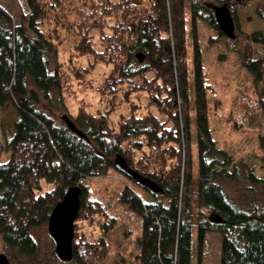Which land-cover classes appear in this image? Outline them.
Here are the masks:
<instances>
[{
  "label": "trees",
  "instance_id": "trees-1",
  "mask_svg": "<svg viewBox=\"0 0 264 264\" xmlns=\"http://www.w3.org/2000/svg\"><path fill=\"white\" fill-rule=\"evenodd\" d=\"M19 1L20 25L0 5V77L3 71L10 80L0 78V106L12 105L20 115L15 136L0 148L4 254L36 255L33 229L48 224L69 189L80 187L73 260L78 264H106L107 236L122 227L129 236L119 251L128 263L192 264L197 218L199 264L209 233L222 237L221 264H264V201L243 207L227 193L222 183L237 180L240 170L233 156L218 148L211 129L209 95L216 90L205 80L198 27L207 22L227 37L215 13L199 0L189 7L186 0ZM224 3L231 6L232 0ZM257 12L264 19V12ZM252 38L264 42L261 34ZM139 54L146 56L144 63ZM246 65L257 82L264 81V61ZM103 67L110 72L97 82ZM78 93H92V101ZM143 94L160 116L138 113ZM55 96V107L68 110V100L76 102L78 112L69 118L89 140L41 109ZM125 105L132 113L114 120ZM261 118L264 93L236 99L228 122L242 132ZM259 138L264 150V128ZM6 151L11 156L2 163ZM118 156L164 192L155 194L127 178L116 168ZM114 177L121 186L109 197L93 188L94 180ZM248 178L264 189V178L253 170ZM44 182L54 188L44 193ZM131 183L152 199H144ZM80 222L92 225V235L86 229L79 233Z\"/></svg>",
  "mask_w": 264,
  "mask_h": 264
},
{
  "label": "rangeland",
  "instance_id": "rangeland-1",
  "mask_svg": "<svg viewBox=\"0 0 264 264\" xmlns=\"http://www.w3.org/2000/svg\"><path fill=\"white\" fill-rule=\"evenodd\" d=\"M24 0H22L23 2ZM214 12V8L220 7L225 0H199ZM192 0H186L188 7ZM3 6L14 18L17 25L22 23V5L19 0H0ZM231 11L234 13V19L237 28V39L232 40L221 36L220 32L213 29L207 22L200 21L198 27L199 44L203 50V67L205 80L211 84L216 92L209 95V113L213 138L218 148L227 150L238 164L239 177L237 180H228L223 182L227 193L240 206L247 207L252 200L264 201V189L254 185L248 178L250 170H253L257 176L264 178V150L260 146L259 131L264 128V119L257 123L254 129H247L242 132H236L232 124L228 122V117L232 109L233 102L238 98L253 97L258 98L264 93V81L257 82L255 73L252 72L247 63L253 61H264V42L256 43L252 38L255 34H261L264 39V19L258 14L260 9L264 12V0H232ZM188 40H189V59L190 70L193 72L194 66V30L191 12L188 10ZM54 63L53 55L50 56ZM87 60H83L85 63ZM110 72V68L103 67L97 73L96 81L100 82L101 78ZM1 81H5L2 71ZM264 78V76H263ZM194 83V82H193ZM192 83V93L194 87ZM79 94V93H78ZM80 99L87 97L92 101V93L86 95L79 94ZM53 102L40 106L48 115L55 117L59 125H64V117H70L71 114H77L78 107L72 99L68 100V110L62 104L55 105L59 97H53ZM141 108L138 110L140 115L154 113L161 115L155 106H149V97L143 94L141 99ZM132 108L125 105L113 119L118 121L121 114L129 116ZM20 115L17 109L8 105L0 106V148L6 144L8 139H12L16 133V125ZM11 137V138H10ZM196 139V136H195ZM10 152L6 151L1 162H7L10 159ZM113 180V181H112ZM118 180L98 179L94 180L93 188L102 195L109 197L112 191L117 190L120 184ZM131 185L136 189L144 199L151 200L148 191L140 187ZM53 185L44 182V193L53 189ZM198 209H196L197 212ZM97 217L96 220H99ZM199 218L195 221L193 231L192 246V264H199V233L197 225ZM92 235L93 228L89 222L79 223V233ZM95 237H100L102 232L99 228L95 229ZM32 234L38 245V252L31 257L20 256L14 253H8L12 264H78L75 261L63 262L57 252V244L49 231V223L35 228ZM129 233L125 227L118 228L107 236L109 251L106 258V264H131L128 263L119 249L128 239ZM222 237L218 233H209L204 246L203 262L201 264H221ZM0 254H4V245L0 241Z\"/></svg>",
  "mask_w": 264,
  "mask_h": 264
},
{
  "label": "water",
  "instance_id": "water-1",
  "mask_svg": "<svg viewBox=\"0 0 264 264\" xmlns=\"http://www.w3.org/2000/svg\"><path fill=\"white\" fill-rule=\"evenodd\" d=\"M216 20L223 33L230 39H237V28L234 16L230 6L225 4L221 7L214 8ZM140 63H144L146 56L139 54L137 56ZM68 128L85 140H89L88 136L79 129V127L68 117L64 118ZM116 168L127 178L139 183L147 190L162 194L163 189L154 181L146 178L134 171L127 163L126 159L118 156L116 159ZM82 189L80 187H72L69 189L64 200L57 205L50 216L49 231L55 239L57 248L56 252L63 262H72L75 258L74 242L76 239V222L82 206ZM0 264H12L9 257L0 254Z\"/></svg>",
  "mask_w": 264,
  "mask_h": 264
},
{
  "label": "bare ground",
  "instance_id": "bare-ground-1",
  "mask_svg": "<svg viewBox=\"0 0 264 264\" xmlns=\"http://www.w3.org/2000/svg\"><path fill=\"white\" fill-rule=\"evenodd\" d=\"M224 5H225V4H224ZM224 5H222V6H224ZM220 7H221V6H220ZM230 9H231V8H230ZM231 12H232V11H231ZM214 13H215V12H214ZM232 14H233V12H232ZM215 18H216V15H215ZM67 193H68V192H67ZM67 193H66V195H67ZM66 195H65V197H66ZM65 197H64V198H65ZM63 200H64V199H63ZM63 200H62V201H63ZM62 201H61V202H62ZM61 202H60V203H61Z\"/></svg>",
  "mask_w": 264,
  "mask_h": 264
}]
</instances>
